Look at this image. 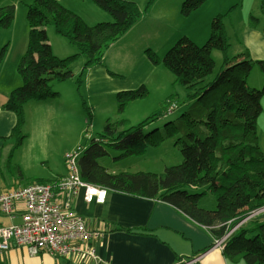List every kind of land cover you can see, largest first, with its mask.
<instances>
[{"label":"trees","instance_id":"obj_1","mask_svg":"<svg viewBox=\"0 0 264 264\" xmlns=\"http://www.w3.org/2000/svg\"><path fill=\"white\" fill-rule=\"evenodd\" d=\"M90 1L108 13L111 20L89 24L60 0L21 2L27 7L29 26L27 50L17 65L23 83L10 92L2 105L3 110L16 116L11 133L4 138L11 143L6 162L11 173L17 172L22 176L13 157L27 138L25 105L29 101L57 98L60 94L54 86L75 80L90 126L94 111L81 93L86 70L104 66V56L111 45L122 38L156 2L149 0L141 8L132 0ZM207 1L186 0L182 16L188 17ZM235 7L213 17L210 36L204 44L183 36L163 57L151 49L145 50L153 65H163L174 74L173 85L185 87L187 96L181 99L177 93L170 94L156 114L134 127H130L126 119L108 120L103 131L90 141L78 160L84 181L112 192L165 203L195 223L208 227L214 239L223 238L255 209L264 206V152L258 133V121L264 112V87L250 88L247 84L256 65L264 72V61L253 59L249 52L237 55L240 60H233L230 56L231 42L226 20ZM15 16L16 6L1 5L0 0V33L12 26ZM48 26L67 39L75 53L65 58L57 56L49 43ZM215 50L222 52L223 68L209 81L216 68ZM8 51L9 45L0 48V64L5 61ZM82 57L86 62L76 76L72 66ZM108 73L113 77H123L110 70ZM149 95L150 90L145 84L118 92V113L122 115L131 102ZM192 102L198 105L197 108L189 113L185 111L179 122L169 126L166 133L146 132L147 126L167 114L172 106L181 108ZM177 134H180L176 143L182 146L183 162L166 167L163 173H110L100 163V159L109 154L108 147L119 153L115 160L143 156L149 148H157ZM60 178H31L28 184L54 183ZM198 187L207 189L197 193ZM207 191L217 199L215 209L200 206ZM249 219L248 224L226 239L223 252L230 262L264 264V214Z\"/></svg>","mask_w":264,"mask_h":264},{"label":"crops","instance_id":"obj_2","mask_svg":"<svg viewBox=\"0 0 264 264\" xmlns=\"http://www.w3.org/2000/svg\"><path fill=\"white\" fill-rule=\"evenodd\" d=\"M84 1L60 0L63 5L77 12L89 24L107 19L100 12L102 10H94ZM159 1L161 0H156L153 5ZM1 3L6 5L4 1ZM244 3L245 0H241V5L240 2L232 5L231 7H236L230 18L226 20L231 48L235 46L237 55L249 52L253 59L264 61V0H251V9H247V14H237V11H241L238 10L239 7ZM139 5L141 8L145 6L144 3ZM156 11L149 10L144 13L122 38L111 45L104 56V66H93L86 70L81 93L83 97L84 94L89 96L92 106H97L93 99L105 100L108 96L118 94L120 90L136 88L142 84H145L152 93L149 80L158 66L153 65L146 56L145 48L148 43H143V40L159 37L155 28L147 27V24L157 16ZM225 11L227 10L221 12ZM219 12L220 10L214 16ZM171 17L170 10H163L158 16L164 23ZM14 22L10 28L0 33L1 45H9L6 59L0 64V78L4 69H9L5 73V80L0 81V193L26 186L31 178L55 180L56 177H63L67 173V170L62 172V164H57L54 159L59 156L66 166V155L77 149L76 144L58 145L52 137L67 122L72 111L81 105V96L75 80L54 86L60 94L59 97L29 101L25 105L27 134L25 141L28 150L24 161H18L19 163L16 164L31 177L27 183H17L19 181L13 179L14 175L6 164L11 143L4 139L11 133L16 116L13 112L3 110L2 105L8 99L10 92L23 83L22 78L14 73L12 65L15 60L18 63L26 52L29 32L27 31V37H23L19 48L16 49ZM50 31L52 30L49 29ZM52 38L54 40L51 41L52 47L59 57L65 58L75 53V48L64 37L62 38L65 40L55 36ZM202 38L205 40L206 36ZM194 39L199 42L197 38ZM114 52L116 54H113ZM134 53L138 58L134 57ZM85 62L86 59L82 57L72 66L76 76L83 69ZM108 70L123 77H113ZM127 70H130V75H127ZM165 89L166 85L163 86V90ZM43 160H46L45 164ZM39 164L47 169L46 173H41ZM69 199L72 200L74 211L84 218L88 228L102 234L100 239L92 242L98 251L100 264H244L243 261L230 262L223 252V247L215 244V239L210 235L207 227L195 223L160 201L112 191L108 193L104 204L87 203L82 191ZM23 212L22 203H17L13 215L0 211V226L21 223ZM0 264H93V262L86 256L79 257L74 254L55 257L47 252H41L34 255L27 247L12 243L8 250H0Z\"/></svg>","mask_w":264,"mask_h":264},{"label":"rangeland","instance_id":"obj_3","mask_svg":"<svg viewBox=\"0 0 264 264\" xmlns=\"http://www.w3.org/2000/svg\"><path fill=\"white\" fill-rule=\"evenodd\" d=\"M3 1L4 4L6 5L14 4L16 6L17 14L14 22L15 27L13 28V30H15V47L16 49H18L23 37H27V31L29 32V26L27 23V7L23 5L21 2L25 1L27 3H30L33 2V0H1V2ZM137 1L136 2L138 4L143 5L144 3V5H146V2H148L149 0L146 1L137 0ZM185 1L186 0H166L163 2V0H161L159 1V3L153 5L154 7L153 6L151 7L150 10H157L156 11L157 16H155L147 24V27L155 28L156 32L159 34V37L152 39L150 38L144 39L143 43L145 44L148 43L145 50L151 49L155 51L157 54H159L161 57H163L167 53V51L183 36H188L191 39L197 38L199 41L197 43L204 44L210 36L211 23L214 14L218 10H220V12L224 10H229L230 7L234 5L236 2L237 3L240 2L241 5V0H208L202 8L194 11L192 14H190L187 17V19H185L184 17H182V11H181ZM84 2L92 6L94 10H102L90 0H85ZM250 2L251 0H245L244 5H242V7L240 6L238 9L241 11L240 12L237 11V14L246 15L248 11L247 9H251ZM163 10H170V12L172 13V17L168 19L165 23L160 21V19L158 18V16L162 13ZM100 12H102V14H104L107 17L106 20H101V21L111 20V17L108 13L104 11H100ZM49 29H51L52 31L49 32ZM46 30L50 44L51 41H54L52 38L53 36L63 39L62 37L54 33L52 26H48ZM203 36H206L205 40L202 38ZM2 47L3 46L1 45L0 42V48ZM113 54H116V52H114ZM230 56L233 58V60H237V59L240 60L237 57L235 46H232L230 50ZM134 57L138 58L137 54L134 53ZM213 58L216 62V68L214 73L209 77V81L212 80L223 68V55L220 50H215L213 52ZM17 65H18L17 60H15V63L12 65V69L15 74H18ZM7 70L9 69H4L0 81L5 80V73ZM155 71L156 72L149 80L153 90L152 93H150V95L145 97L143 100H137L130 103L126 111L122 115L118 113L117 94L108 96L106 97L105 100H103L102 98L97 100L93 99L94 103H97V106L93 105L94 107L89 101V96L87 94H84V98L86 99L88 104L92 106L94 111L93 121L91 125L90 126L88 125L87 114L84 111L81 103V105L78 106V109L72 111L71 116L69 117L67 122L57 130L56 134L52 137V139L58 145L70 146L74 143L76 144L75 146L76 148H78L79 146L85 148L94 137H96L99 133L103 131L108 120L116 121L118 119H126L131 124L130 127H134L140 124L141 122H143L144 120H146L147 118L151 117L152 115L156 114L160 110L162 102L170 94L177 93L179 94L181 99L187 96L188 92L185 87L179 84H177L176 86L173 85L175 76L166 67L160 65L156 67ZM126 73L127 75H130V70H127ZM247 84L250 88L260 89L264 87V72L260 69L259 66L256 65L254 67L251 75L247 80ZM165 85H166V89L163 90V86ZM262 103L264 107V98ZM197 106L198 105H196L195 102L188 103L186 106L181 108H177L176 105L172 106L169 109V112H167V114L163 116H159L155 121H153L150 125H148L146 128V132L156 130L159 131L160 133H166L167 130L170 127H172L173 123L179 122L180 116L183 115L185 111L187 113L192 112L195 108H197ZM258 133H259V143L262 151L264 152V112L258 121ZM179 137L180 134H177L174 137L167 138L159 147L149 148L147 153L143 156H133L120 160L114 159L119 155V153L116 150L108 147L107 150L109 154L104 158H101L100 163L101 165L109 169L108 171L110 173L111 172L119 173L125 171L163 173L166 167L179 165L183 162V155L181 152L182 146L179 143H176ZM27 150H28L27 141H24L23 145L18 149V151H16L15 153L16 155H14L13 157V161L15 162L14 164H16V162L18 161L21 162L24 161ZM45 161L46 160L42 161L43 164L46 163ZM54 161L59 165L62 164L63 167L62 172L67 170V167L65 166L64 162L60 160L59 156H57L54 159ZM38 168L40 169V171H42L41 173H46L47 171V169L40 164L38 165ZM20 170L22 172V176H20V174L17 172L15 173L12 172V174L14 175L12 176L13 179L19 181L17 183H27L30 180L31 177L30 174H25L21 168ZM27 173H31V172L27 171ZM206 189L207 187H198L195 191L197 193H200L206 191ZM201 205L206 207L205 209L207 208L215 209L217 207V199L215 195L212 192L207 191L200 201V206ZM263 208L264 206L260 209L257 208L258 210L255 209L256 211L254 212H257ZM72 209H74L73 206ZM250 221L251 219L241 221L236 227L231 229L223 238L215 239V244H217L218 246H222L224 248L226 239H228L240 227H242L244 224H248ZM101 236L102 234L100 233V237L98 239H100ZM219 241H222V243L219 244L218 243ZM86 257H88L89 260L93 262V264H100L98 251H97L96 259H92L90 256H86Z\"/></svg>","mask_w":264,"mask_h":264},{"label":"built area","instance_id":"obj_4","mask_svg":"<svg viewBox=\"0 0 264 264\" xmlns=\"http://www.w3.org/2000/svg\"><path fill=\"white\" fill-rule=\"evenodd\" d=\"M83 150L79 146L67 154V173L58 181L28 184L0 193L1 212L13 215L17 203L24 206L21 223L0 226V250H8L14 243L27 247L34 255L47 252L55 257L75 254L97 258V249L92 242L100 237V233L88 228L82 216L72 209L69 198L82 191L87 203L104 204L109 190L82 179L78 160ZM263 212L264 208L244 220Z\"/></svg>","mask_w":264,"mask_h":264},{"label":"clouds","instance_id":"obj_5","mask_svg":"<svg viewBox=\"0 0 264 264\" xmlns=\"http://www.w3.org/2000/svg\"><path fill=\"white\" fill-rule=\"evenodd\" d=\"M62 178V177H61Z\"/></svg>","mask_w":264,"mask_h":264}]
</instances>
